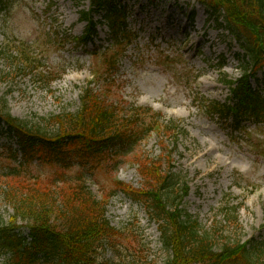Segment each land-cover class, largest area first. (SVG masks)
Wrapping results in <instances>:
<instances>
[{"label":"rangeland","instance_id":"obj_1","mask_svg":"<svg viewBox=\"0 0 264 264\" xmlns=\"http://www.w3.org/2000/svg\"><path fill=\"white\" fill-rule=\"evenodd\" d=\"M6 2L0 8V98L7 100L13 115L34 122L64 109L76 111L88 85L119 107L133 103L153 108L162 113L163 120H174L183 128L167 140L173 154L165 167L187 177V212L208 232L223 224L225 237L264 243V124L249 119L239 128L232 117L221 119L203 109L209 101L225 103L231 97L223 80L241 77L242 49L198 0H123L129 11V29L136 38L120 59L118 70L100 79L94 78L93 71L102 68L101 57L92 53H102L112 43L103 13L94 16L98 24L93 44L83 47L66 39V35L78 37L86 32L88 23L80 11L89 10V1ZM22 44L32 52L36 71L22 64L18 69L16 61L12 62L11 56L19 57ZM48 76L54 78L51 83ZM258 77L252 84L264 90V69ZM161 141L153 133L132 154L121 158L114 173L106 166L99 169L87 180L91 190L99 198L106 196L113 177L142 188L139 165L160 156ZM6 142L11 141L0 137V173L14 163ZM12 146L17 148L15 140ZM3 194L0 184V219L8 221L13 208ZM228 201L242 206L240 226L235 229L224 225L220 214ZM107 217L123 236L129 228L137 229L144 251L125 261L122 256L133 252L139 239L131 242L119 237L115 248L122 245L123 255L116 249L107 250L101 260L140 264L147 256L146 264L166 263L169 253L161 245L157 224L141 205L120 194L109 201Z\"/></svg>","mask_w":264,"mask_h":264},{"label":"trees","instance_id":"obj_2","mask_svg":"<svg viewBox=\"0 0 264 264\" xmlns=\"http://www.w3.org/2000/svg\"><path fill=\"white\" fill-rule=\"evenodd\" d=\"M91 2L96 10H106V20L117 46L131 42V36L124 32L125 10L119 8L116 0ZM202 2L218 20L224 18L244 51L240 54L242 78L224 80L234 86L236 103L233 106L211 103L209 112L234 114L237 119L252 115L264 120V96L249 83L264 66V0ZM106 55L103 74H110L116 71L118 58L116 54ZM81 97L77 112L65 111L49 119L42 118L40 123L15 118L6 104H0V128L5 124L8 135L17 138L22 155L19 166L11 167L4 174L5 198L14 213L8 222L0 219V256L5 258L0 264H95L98 254L116 231L106 218L104 205L89 191L86 177L94 175L121 153L131 151L143 134L157 131L169 137L178 128L173 122L161 123L159 114L146 118L147 113H153L149 108H135V113L120 116L114 110L118 109L116 106L107 105L91 91L86 90ZM14 156L18 157L16 151ZM169 158L170 152L165 149L159 161L143 164L142 175L147 182L143 189L126 188L131 190V197L144 203L163 221L160 224L163 244L175 256L168 264H264V250L259 252L261 247L250 243L232 246L228 240L217 248L216 231L202 233L198 220L186 218L184 210L179 208L180 201L175 208L170 206L169 198L175 197H170L168 190L182 184L177 191L181 200L189 188L182 177L162 170ZM35 163L47 172L36 173ZM115 185L116 189L124 190L123 184ZM223 211L230 213L227 220L234 223L231 218H235L237 208ZM21 220L29 227L30 240L18 232Z\"/></svg>","mask_w":264,"mask_h":264},{"label":"bare ground","instance_id":"obj_3","mask_svg":"<svg viewBox=\"0 0 264 264\" xmlns=\"http://www.w3.org/2000/svg\"><path fill=\"white\" fill-rule=\"evenodd\" d=\"M205 34V33H204Z\"/></svg>","mask_w":264,"mask_h":264}]
</instances>
